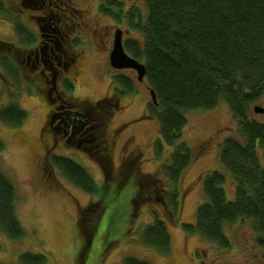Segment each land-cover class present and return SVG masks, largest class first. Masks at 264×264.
Masks as SVG:
<instances>
[{"label":"rangeland","instance_id":"rangeland-1","mask_svg":"<svg viewBox=\"0 0 264 264\" xmlns=\"http://www.w3.org/2000/svg\"><path fill=\"white\" fill-rule=\"evenodd\" d=\"M16 1L9 0L10 9ZM73 1L88 9L90 34L86 35L92 36L94 25L111 31L128 30L124 23L114 20V13H98V0ZM108 2L115 4V0ZM125 9L146 17L144 0L124 4ZM18 25L10 13L9 20L6 16L0 18V43L14 47L12 51L25 42L24 37L19 38ZM123 39V43L139 41L141 35L131 29ZM111 42L104 44L106 48ZM101 45L99 40H92L80 66L83 75L68 83L70 90L55 81L59 96L66 103L57 106L73 107V112L84 114L88 123L83 126L93 127L85 136L92 133L95 140L80 145L87 149L83 153L70 145L69 136L56 137L57 144L49 151L52 156H62L82 167L98 188L94 193L69 181L51 161L41 176L42 155L51 139V131L43 126L51 107L43 98L46 89L38 86L32 76L27 77L15 61L9 67L14 75L0 65V110L16 104L26 113L22 124L16 127L0 121V169L15 190V215L24 233L17 240L0 233V264H21L19 257L23 254H42L47 259L45 264H122L128 257L149 264H264V248L257 245L258 235L248 219L223 226L225 247L182 228L195 226L197 208L205 202L202 181L206 174L225 172L222 190L228 201L234 198L235 184L220 163L222 143L228 138H239L228 106L220 101L213 109L184 114L186 125L178 141L185 144L190 156L176 182L167 180L162 167L171 158L172 145L161 139L154 117H141L148 108H154L148 83L145 78L138 82L137 74L132 76L130 72L112 74L108 53ZM118 75L133 78L127 90L117 86ZM47 81V89L52 88L51 79ZM51 98L56 99V95ZM254 107L264 109V93L250 106L248 114L249 119L264 124V114L254 113ZM59 122L56 119L52 123L54 130L62 128ZM259 159L264 167L260 152ZM175 188L176 203L171 208L167 192ZM135 191L142 195L149 192L152 198L132 200ZM135 202L139 203L131 211ZM156 220L162 222L168 236L166 253L148 246L143 238L144 229ZM81 247L85 248L84 253L80 252ZM195 249L199 251L197 257H193Z\"/></svg>","mask_w":264,"mask_h":264},{"label":"trees","instance_id":"trees-1","mask_svg":"<svg viewBox=\"0 0 264 264\" xmlns=\"http://www.w3.org/2000/svg\"><path fill=\"white\" fill-rule=\"evenodd\" d=\"M144 2L145 18L128 14L141 40H129L123 48L143 64L144 78L155 95L149 115L157 121L163 142L172 145L171 158L162 167L165 178L176 182L190 156L185 144L178 141L186 125V112L210 110L223 101L238 127L239 138L226 139L220 149V163L235 184L234 198L228 201L222 190L225 172L206 174L202 181L205 202L197 208L195 226L182 228L225 247L223 226L248 219L258 235L257 245L264 248V167L259 159V152L264 159V124L248 118L250 106L264 93V0ZM113 7L108 2L105 12L113 14ZM3 67L11 69L7 64ZM116 80L121 90L129 88L125 78ZM65 87L71 89L68 84ZM25 117L16 104L0 110V121L8 126H19ZM2 149L0 140V152ZM52 161L85 192L98 191L76 163L64 158ZM176 191L167 192L171 208L176 203ZM14 205L15 190L0 169V233L17 240L24 233ZM143 238L148 246L167 252L168 236L161 221L146 227ZM84 249L81 247L80 252ZM46 260L42 254L19 257L21 264H45ZM122 264L149 263L128 257Z\"/></svg>","mask_w":264,"mask_h":264},{"label":"flooded vegetation","instance_id":"flooded-vegetation-1","mask_svg":"<svg viewBox=\"0 0 264 264\" xmlns=\"http://www.w3.org/2000/svg\"><path fill=\"white\" fill-rule=\"evenodd\" d=\"M116 1L118 2L117 5ZM132 1L133 0H115V4L111 3V5L114 6L112 8L113 15L115 16L114 20L117 19L116 21H118L119 24L124 23L127 26L125 29H128L123 31L119 28L121 31L122 45L124 44L123 38L125 33H128L132 29V24L130 25L127 16L131 10H123V8L124 4L126 5ZM8 2L9 0H0V18L6 16L9 20L10 13L13 19L19 23L17 30L20 33V40L21 37H24L25 42L24 45L21 44L22 47L20 49H14V51H12L14 47H8L0 43V65L3 66L8 63L9 67H13V61H15L18 68L27 73V77L30 78L32 76L34 78L33 80L38 82V86L46 89L43 92V98L44 101L51 106L43 123V126L51 131V139L48 148L44 149L42 155L43 164L40 166V173L42 176L46 173L45 165L49 163V161L53 162L52 160L54 158H64L56 154L52 156V153L49 152L57 144L56 137L69 136V139L72 140V144L70 145L83 153L86 152L87 149L86 147L81 149L80 145L82 143H92L95 140L94 138L92 139V133L87 136L89 138L85 136V133L90 132L93 127H84L88 123L84 120L86 117L84 114L73 112V107H66L65 109L63 106H57V103L64 104L65 102L59 96L60 92L57 89L55 81H60L63 83L62 87L66 88L65 86L73 81L74 78H76L77 81L79 77H82L83 74L80 66L83 61L86 60L85 57L88 53L87 49L92 45V40L94 38L97 43L99 40V44H102L105 48L104 49L101 45L102 49L104 51L106 50L108 53L109 65V54L112 49L113 38L117 28L111 31L110 28L103 27L100 29L99 26L95 27L94 25L95 29L91 31L92 36H88L90 34V27L87 25L89 22L87 18L88 9L77 4L73 0H17L13 10L9 8ZM107 3L108 0H98L95 10L98 13H103L107 8ZM53 10L56 13H54ZM94 23L98 22L94 21ZM101 30L105 32L101 33ZM97 33H99V35ZM110 41H112L111 46L109 45L106 48L104 44H109ZM98 48H100V46ZM7 51L8 54H5ZM110 71H112V74L119 72H130L132 76L137 74L136 70L132 68L114 69L110 67ZM63 73L66 74V76L63 75L61 77ZM115 77L125 78L131 83L133 79L128 75H118ZM49 78L52 81V88L47 89L46 86L49 83L47 80ZM143 79L144 77L141 81H138L136 78L138 82H142ZM52 94L56 95V99L51 98ZM116 106L117 104L115 107ZM60 110L63 111L59 112ZM149 114L150 109L148 108L147 114L141 117L143 119L150 118ZM56 119L60 120L59 123L62 124V128L58 127L54 130L52 123ZM82 121H84L83 124H81ZM93 148L96 149L97 147L94 145ZM101 148L104 149V146ZM144 195H142L140 191H135L132 200H151L152 197L149 192H144ZM137 203H132L131 211ZM198 255L199 251L195 249L193 251V257H197ZM199 264H203V262L200 261Z\"/></svg>","mask_w":264,"mask_h":264},{"label":"water","instance_id":"water-1","mask_svg":"<svg viewBox=\"0 0 264 264\" xmlns=\"http://www.w3.org/2000/svg\"><path fill=\"white\" fill-rule=\"evenodd\" d=\"M109 65L114 69L132 68L137 72V79L141 81L144 77V66L142 63L133 59L127 53H125L122 41L121 31L116 30L113 38L112 49L109 54ZM151 102L155 104V95L152 91H149ZM253 112L256 114H264V109L260 107H254Z\"/></svg>","mask_w":264,"mask_h":264}]
</instances>
